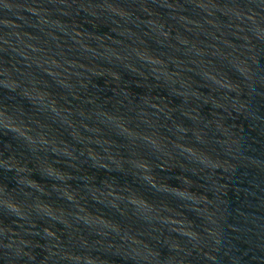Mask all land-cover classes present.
<instances>
[{
	"label": "water",
	"instance_id": "95a60500",
	"mask_svg": "<svg viewBox=\"0 0 264 264\" xmlns=\"http://www.w3.org/2000/svg\"><path fill=\"white\" fill-rule=\"evenodd\" d=\"M0 264H264V0H0Z\"/></svg>",
	"mask_w": 264,
	"mask_h": 264
}]
</instances>
